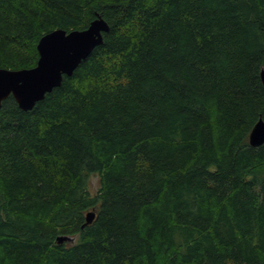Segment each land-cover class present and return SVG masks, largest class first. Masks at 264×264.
Here are the masks:
<instances>
[{"label": "trees", "instance_id": "trees-1", "mask_svg": "<svg viewBox=\"0 0 264 264\" xmlns=\"http://www.w3.org/2000/svg\"><path fill=\"white\" fill-rule=\"evenodd\" d=\"M96 15L72 76L1 103L0 264H264V0H0V68Z\"/></svg>", "mask_w": 264, "mask_h": 264}, {"label": "water", "instance_id": "water-1", "mask_svg": "<svg viewBox=\"0 0 264 264\" xmlns=\"http://www.w3.org/2000/svg\"><path fill=\"white\" fill-rule=\"evenodd\" d=\"M108 29L107 22L96 15L84 29H55L42 35L36 46L38 59L35 66L17 70L0 68V107L12 96L21 110H31L47 93L61 85L64 76H72L77 66L102 43L103 33ZM260 79L264 88V69L260 71ZM248 143L253 147L264 143L262 118L252 127ZM94 217V211H89L86 224ZM72 241L74 238L70 236L56 238L58 244Z\"/></svg>", "mask_w": 264, "mask_h": 264}, {"label": "rangeland", "instance_id": "rangeland-1", "mask_svg": "<svg viewBox=\"0 0 264 264\" xmlns=\"http://www.w3.org/2000/svg\"><path fill=\"white\" fill-rule=\"evenodd\" d=\"M88 189L92 195L96 193L98 189V177L97 176L95 175L91 176Z\"/></svg>", "mask_w": 264, "mask_h": 264}]
</instances>
